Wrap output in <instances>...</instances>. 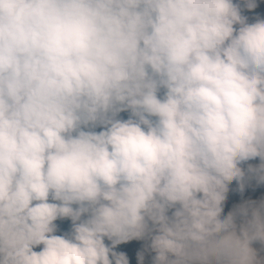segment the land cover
<instances>
[{"label":"clouds","instance_id":"9594fccd","mask_svg":"<svg viewBox=\"0 0 264 264\" xmlns=\"http://www.w3.org/2000/svg\"><path fill=\"white\" fill-rule=\"evenodd\" d=\"M0 264H264V0H0Z\"/></svg>","mask_w":264,"mask_h":264}]
</instances>
